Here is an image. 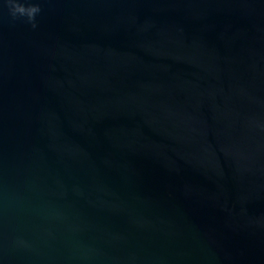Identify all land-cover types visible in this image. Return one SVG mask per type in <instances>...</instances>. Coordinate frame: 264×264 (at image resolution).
Wrapping results in <instances>:
<instances>
[{"label":"water","instance_id":"95a60500","mask_svg":"<svg viewBox=\"0 0 264 264\" xmlns=\"http://www.w3.org/2000/svg\"><path fill=\"white\" fill-rule=\"evenodd\" d=\"M0 264H264V0H0Z\"/></svg>","mask_w":264,"mask_h":264}]
</instances>
